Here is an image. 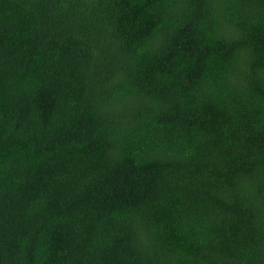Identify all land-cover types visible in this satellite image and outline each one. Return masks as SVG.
<instances>
[{
	"label": "trees",
	"instance_id": "obj_1",
	"mask_svg": "<svg viewBox=\"0 0 264 264\" xmlns=\"http://www.w3.org/2000/svg\"><path fill=\"white\" fill-rule=\"evenodd\" d=\"M0 264H264V0H0Z\"/></svg>",
	"mask_w": 264,
	"mask_h": 264
}]
</instances>
